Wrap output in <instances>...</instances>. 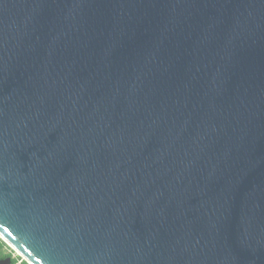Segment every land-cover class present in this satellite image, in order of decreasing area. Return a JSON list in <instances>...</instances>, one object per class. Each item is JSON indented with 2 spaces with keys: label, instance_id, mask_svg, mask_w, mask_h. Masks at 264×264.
<instances>
[{
  "label": "water",
  "instance_id": "water-1",
  "mask_svg": "<svg viewBox=\"0 0 264 264\" xmlns=\"http://www.w3.org/2000/svg\"><path fill=\"white\" fill-rule=\"evenodd\" d=\"M0 239L264 264V0H0Z\"/></svg>",
  "mask_w": 264,
  "mask_h": 264
},
{
  "label": "trees",
  "instance_id": "trees-1",
  "mask_svg": "<svg viewBox=\"0 0 264 264\" xmlns=\"http://www.w3.org/2000/svg\"><path fill=\"white\" fill-rule=\"evenodd\" d=\"M6 246L7 245L0 239V252H2V256L0 258L11 257V254H6L4 252V249L6 248ZM17 263H18V259L17 258L12 259V263L11 264H17ZM22 264H27V263L25 261H23Z\"/></svg>",
  "mask_w": 264,
  "mask_h": 264
},
{
  "label": "rangeland",
  "instance_id": "rangeland-1",
  "mask_svg": "<svg viewBox=\"0 0 264 264\" xmlns=\"http://www.w3.org/2000/svg\"><path fill=\"white\" fill-rule=\"evenodd\" d=\"M4 252L6 254H12L14 258H17L18 259V263L19 264H22L23 263L22 259L19 258V256L9 246H6V248L4 249Z\"/></svg>",
  "mask_w": 264,
  "mask_h": 264
},
{
  "label": "flooded vegetation",
  "instance_id": "flooded-vegetation-1",
  "mask_svg": "<svg viewBox=\"0 0 264 264\" xmlns=\"http://www.w3.org/2000/svg\"><path fill=\"white\" fill-rule=\"evenodd\" d=\"M2 256V252H0V257ZM11 258L12 259H14V257H13V255L11 254ZM2 259H5V258H0V260H2ZM23 261V260H22ZM17 264H19V263H17Z\"/></svg>",
  "mask_w": 264,
  "mask_h": 264
}]
</instances>
